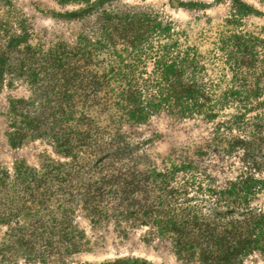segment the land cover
Listing matches in <instances>:
<instances>
[{"label":"rangeland","instance_id":"obj_1","mask_svg":"<svg viewBox=\"0 0 264 264\" xmlns=\"http://www.w3.org/2000/svg\"><path fill=\"white\" fill-rule=\"evenodd\" d=\"M78 7L89 9L81 19L58 14ZM102 11L168 25L180 51L192 49V81L210 92L200 99L211 103L207 114L160 112L119 125L128 139L152 137L135 163L139 170L190 160L186 172L195 181L224 187L242 167L237 142L264 138V0H0V264H196L179 259L155 227L121 219L114 207L92 210L83 196L44 194V208L25 193L33 171L71 161L31 82L33 57L56 41L93 43ZM99 118L119 127L116 117ZM250 204L264 213V190ZM235 264H264V243Z\"/></svg>","mask_w":264,"mask_h":264},{"label":"trees","instance_id":"obj_2","mask_svg":"<svg viewBox=\"0 0 264 264\" xmlns=\"http://www.w3.org/2000/svg\"><path fill=\"white\" fill-rule=\"evenodd\" d=\"M88 10L58 14L77 20ZM169 31L149 15L133 19L102 11L93 43L56 41L39 48L31 82L44 98L49 129L62 131L56 138L71 161L33 171L25 193L44 208V194L83 196L92 210L111 206L121 219L134 217L155 227L185 262L235 264L264 243V213L250 204L264 190V176L258 175L264 173V138L237 142L241 170L216 187L186 172L190 160L142 172L135 163L152 137L131 140L119 133L122 123L139 125L160 112L181 117L210 112V101L200 100L210 92L190 77L189 68L196 64L192 49L180 51L179 39ZM3 74L0 69V82ZM101 114L116 117L119 127L102 123ZM120 264L146 261L131 258Z\"/></svg>","mask_w":264,"mask_h":264}]
</instances>
